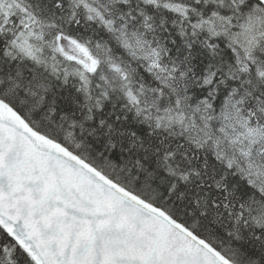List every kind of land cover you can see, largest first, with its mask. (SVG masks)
<instances>
[{
  "label": "snow or ice",
  "instance_id": "6c2138e0",
  "mask_svg": "<svg viewBox=\"0 0 264 264\" xmlns=\"http://www.w3.org/2000/svg\"><path fill=\"white\" fill-rule=\"evenodd\" d=\"M0 264H264V0H0Z\"/></svg>",
  "mask_w": 264,
  "mask_h": 264
}]
</instances>
